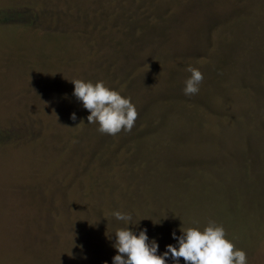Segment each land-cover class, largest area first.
<instances>
[{
	"label": "rangeland",
	"instance_id": "374dc122",
	"mask_svg": "<svg viewBox=\"0 0 264 264\" xmlns=\"http://www.w3.org/2000/svg\"><path fill=\"white\" fill-rule=\"evenodd\" d=\"M74 79L129 97L131 131ZM116 210L158 252L215 221L264 264V0H0V264H112Z\"/></svg>",
	"mask_w": 264,
	"mask_h": 264
},
{
	"label": "clouds",
	"instance_id": "9594fccd",
	"mask_svg": "<svg viewBox=\"0 0 264 264\" xmlns=\"http://www.w3.org/2000/svg\"><path fill=\"white\" fill-rule=\"evenodd\" d=\"M187 71L190 76L184 81L182 91L186 96H191L199 92L204 77L197 68L189 66ZM70 81L74 85L73 95L89 112L86 117L88 123L97 124L100 132L110 135L121 130L131 131L138 112L129 97L107 86L102 80ZM70 119L76 120V114L72 113ZM112 216L126 225L113 232L115 239L111 246L116 254L111 258L112 264H168L169 258L171 264H180L179 258H183L184 264H247L246 252L237 249L226 237L223 225L215 221H209L203 229L188 227L180 230L179 236L173 232L176 244H168L165 251L158 252V243L148 237L147 229L135 227L140 220L133 225L132 215L119 210L113 211ZM158 223L160 221L154 224ZM103 264H108V261Z\"/></svg>",
	"mask_w": 264,
	"mask_h": 264
}]
</instances>
